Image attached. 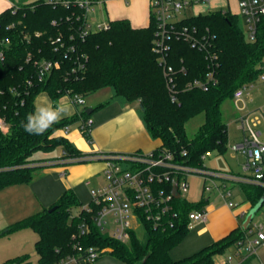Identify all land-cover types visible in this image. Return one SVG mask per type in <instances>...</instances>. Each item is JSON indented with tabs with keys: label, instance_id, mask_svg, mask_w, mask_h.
<instances>
[{
	"label": "trees",
	"instance_id": "16d2710c",
	"mask_svg": "<svg viewBox=\"0 0 264 264\" xmlns=\"http://www.w3.org/2000/svg\"><path fill=\"white\" fill-rule=\"evenodd\" d=\"M9 1L16 8L0 14V51L4 54L0 60V120L8 128L7 133L0 130V191L33 181L35 172L45 168L48 161L34 159L37 152L52 153L61 149L62 158L71 161L86 156L66 138L53 135L76 122H81L82 127L90 119L87 109L53 124L43 134H29L21 126L22 122L27 123L29 114L35 113L36 98L44 92L55 107L63 97L79 95L85 99L110 88L112 100L125 105L139 104L138 112L151 138L161 141L154 152H170L174 162L190 168L206 169L203 156L227 150L228 128L221 107L226 100L233 99L237 89L259 79L264 64V17L255 41L246 39L241 17L230 11L218 10L182 19L179 24L196 28L198 39L206 47L192 48L185 41L170 43L168 63L177 71L176 100L173 101L153 50L156 27L151 14L146 28H133L126 19L115 20L109 22L107 29L93 32L82 40L78 37L77 20L74 17L67 20L71 10L54 8L45 0H20L19 4ZM54 20L57 26L52 25ZM60 33L65 46H74V51L55 49L53 41ZM71 34L75 38L69 40ZM45 60L59 61L61 65L41 80L38 64ZM211 71L215 73L216 85L207 91L186 89L188 82L205 80ZM200 113L205 114V122L190 140L185 124ZM82 134L90 140V134L85 131ZM241 187L252 208L264 197L263 186L243 183ZM206 205V198L196 203L176 198L174 208L179 218L174 228L162 231L143 221L144 238L140 239L134 232L128 243L101 233L88 217L89 233L76 239L82 218L75 212L83 205L73 191H67L49 209L8 226L0 232V237L26 229L35 232L37 264H52L72 253L76 241L85 246L111 249L123 264H212L216 255L235 247L249 228L244 230L240 226L223 239L175 259L172 251L190 233L188 214L205 209ZM53 208L55 211L49 212ZM13 264H30V259L24 255Z\"/></svg>",
	"mask_w": 264,
	"mask_h": 264
},
{
	"label": "built area",
	"instance_id": "2783aa9c",
	"mask_svg": "<svg viewBox=\"0 0 264 264\" xmlns=\"http://www.w3.org/2000/svg\"><path fill=\"white\" fill-rule=\"evenodd\" d=\"M150 14L155 21V36L153 50L158 55L160 66L167 80L168 89L172 100H176L175 76L177 71L169 65V52L172 41H185L192 48H205L197 36L196 28L181 26V18L178 15L182 11L193 6L206 3L207 0H150ZM54 8L69 9L72 15L67 20L75 18L78 23V37L84 40L91 33L107 29L109 23L90 21V15L96 12L99 0H45ZM239 16L243 19L245 31L249 41H255L259 24L264 17V0H238ZM16 8L14 5L12 8ZM57 26V21H52ZM76 29V30H77ZM39 35V34H38ZM75 38L73 34L69 40ZM9 43V40H7ZM56 50L74 51L75 47H66L63 34L53 41ZM4 59L3 51H0V60ZM30 57L28 61H30ZM37 64V63H36ZM81 64V63H80ZM59 61H41L38 64L40 79L42 80L53 69H58ZM83 67V65H79ZM259 81L264 83V64L261 66ZM184 67L180 71H184ZM217 84L214 71L208 73L205 80L190 81L186 89H200L207 91ZM247 86L237 89L233 94V100L238 104L242 101ZM70 97L74 105L85 106L86 101L82 96ZM82 99V103L77 100ZM262 112L257 117L251 118L246 115L239 119L245 137L241 143H235L230 150L246 157L244 170L251 173L250 176H236L232 173L208 169H195L174 162L170 152L134 153L131 155H100L85 156L72 160L81 162L89 160H105L103 171V183L91 191V202L82 206L75 212L77 217L82 218L79 226V235L75 238L85 237L89 233L88 217L101 233L121 243H128L132 233L142 230L143 221H147L155 228L172 229L175 227L179 214L175 211L173 194L175 186L180 198L189 191L188 178L197 175L203 179L204 191H219L221 197L226 200L231 196V191L226 189L225 183L231 182L255 184L264 187V143L261 141V133L256 130L260 123ZM6 127L0 120V129ZM93 121L88 119L82 124V131L91 135ZM208 152L205 157L209 156ZM221 188H224L222 191ZM226 189V190H225ZM227 206L235 208L236 204L227 201ZM255 219V218H254ZM208 220L206 209L192 211L188 214L187 227L189 230L196 225ZM253 220L249 231L235 246V252L221 258L217 264H263L259 257V249L264 246V204L261 210V219ZM111 231V234L109 233ZM111 249H100L94 246H85L80 241L73 245V252L54 261L52 264H94Z\"/></svg>",
	"mask_w": 264,
	"mask_h": 264
},
{
	"label": "crops",
	"instance_id": "0c3cea01",
	"mask_svg": "<svg viewBox=\"0 0 264 264\" xmlns=\"http://www.w3.org/2000/svg\"><path fill=\"white\" fill-rule=\"evenodd\" d=\"M100 4L104 7V11L110 21L126 19L136 29L146 28L150 24V0H131L129 7H124L123 0H99L97 5ZM231 4L234 6V11L231 10ZM13 5L9 0H0V14L12 8ZM218 10L230 11L232 14L239 15L238 0H207L204 4L200 3L193 6L189 11H192L190 17H194ZM105 90H108V88L90 96L88 99L89 104L87 101L83 107H76L68 96L59 100V104L70 105L69 114L61 120L72 118L85 109L90 111L93 127L91 138L88 140L89 147H82L81 145L83 135L81 122H76L68 128L61 129L53 136L66 138L78 151L82 152L79 151L82 155L86 156L147 154L157 150L161 146V141L151 138L139 117L137 104H121L116 100H112V95L95 102L93 96H98ZM246 90L242 101L239 102L241 103L239 108L241 112L236 116V123H239V119L246 115H250L253 118L262 112V117L256 130L261 133L260 139L264 143V83L257 80L247 85ZM42 105L54 107L51 98L45 92L39 94L36 98L35 112L37 107ZM238 128L241 133L240 137L236 138V144L241 143L245 137L240 123ZM0 130L3 133L8 132L7 127L4 130ZM63 154V150H60L59 155L55 154V152H37L35 159L48 161L46 162L47 166L43 170L39 169V171L35 172L33 181L27 184L10 186L0 191V205L5 208V212L9 214L13 221L27 218L33 215V211H36V214L42 212L47 207L54 205L67 191H73L81 204L91 200V191L103 183V180L102 182H97V180L100 177L103 178L105 160L71 162L69 159L62 158ZM235 154H237V160L240 161V171L236 172L231 169L227 173H232L236 176H250L251 173L244 170L246 157L240 153ZM220 183L221 185L223 183L227 185L228 182L220 181ZM232 184L235 186L237 184L242 190V182L236 181V183ZM223 189L221 188L222 191H224ZM241 192L243 201L240 199L235 202L232 199V192L231 196L224 200L220 192L215 191L217 200L212 205H210L211 197L203 196L202 198L207 199L205 209L208 211V220L190 230L192 232L189 237H185L180 246L172 251L173 257L177 260L187 257L223 239L242 226L252 205L247 201L243 191ZM227 201L235 203L236 207L233 209L228 207ZM234 251L235 247H232L227 249L225 253L216 255L212 264H217L221 258L234 253ZM259 257L264 264V246L259 249Z\"/></svg>",
	"mask_w": 264,
	"mask_h": 264
},
{
	"label": "rangeland",
	"instance_id": "374dc122",
	"mask_svg": "<svg viewBox=\"0 0 264 264\" xmlns=\"http://www.w3.org/2000/svg\"><path fill=\"white\" fill-rule=\"evenodd\" d=\"M29 1H26V2H29ZM14 2L15 4H19L20 0H15ZM130 3H131V0H123L124 7H129ZM189 10L190 9L182 11L180 15H178V18H181V19L189 18L192 15L191 14L192 11H189ZM231 10L234 11V6L232 4H231ZM90 16H91L90 21H95L98 23H108L110 21L104 11V7L102 6V4L97 5L96 12L94 14H91ZM240 22L245 32L246 39L248 40L247 33L245 31L244 21L242 18H240ZM108 95L113 96V91L110 88H108V90L102 91L100 94H98V96H93V99H95V102H99L100 100H103L104 97ZM89 97L85 98V101L86 102L88 101V104H89V100H88ZM135 104H137V107H139L138 103H135ZM240 107H241V103L237 104L236 101H234L233 99L226 100L222 104L221 110H222L223 121L227 124L228 137H229L228 144H227V150L222 154H220L217 151H214V152H211L209 156L205 157L204 165L206 169L209 168L208 170L220 171L224 173L230 172L231 169L235 170L236 172L240 171V161L237 160V157H236L237 154L233 153L230 150L231 146L236 143V138H239L240 133H241L238 128L239 123H236V116L238 113L241 112L239 110ZM139 117L141 119L140 113H139ZM204 122H205L204 113H200L186 122L185 131H186L187 137L190 140L195 137V135L197 134L200 127L204 124ZM81 145L82 147H89L88 140L84 135H82ZM60 150L61 149L55 150L54 151L55 154L59 155ZM35 157H37L36 154L35 156H33V158L35 159ZM43 169L44 168L40 170H43ZM102 180L103 178L100 177L97 180V182H102ZM218 183L221 185L220 182ZM188 184H189V191L188 193L183 195L184 198L190 200L191 202L196 203L203 196H206V197H211L210 205H212L213 203L214 204L216 203L217 193H215V191L211 193L205 192L204 182H203V179H201V177L197 175L190 176L188 178ZM226 186H227L226 189H229V190L231 189L232 197H233L232 199L235 202L240 199L243 201V196L241 192L242 190L237 184L235 186L231 182H228ZM90 201L91 200H89V202L82 204V205H87L90 203ZM49 208L50 207H47V209ZM33 212H34L33 215L37 213L36 211H33ZM260 219H261V212H259L256 215L255 221H258ZM18 221L19 220L13 221L11 217L9 216V214L5 212V208L1 207L0 205V232L4 231L8 226ZM109 233L111 234V231ZM190 233L186 237H189ZM137 234L140 239L144 238L143 231L138 230ZM37 239H38V235L30 229H26V230L14 233L10 236L0 237V264H13L14 261H16L19 257L24 256V255L28 256V258L30 259V264H37L38 256L35 252V241ZM231 254L232 253H230L229 255ZM94 264H123V262H121L114 254H112L111 252H108L102 255V257L99 258Z\"/></svg>",
	"mask_w": 264,
	"mask_h": 264
},
{
	"label": "clouds",
	"instance_id": "9594fccd",
	"mask_svg": "<svg viewBox=\"0 0 264 264\" xmlns=\"http://www.w3.org/2000/svg\"><path fill=\"white\" fill-rule=\"evenodd\" d=\"M79 102H83L77 97ZM70 112V105L57 104L55 107L51 105L38 106L34 114L27 116V123H21V126L29 134H43L53 124L59 122L64 116Z\"/></svg>",
	"mask_w": 264,
	"mask_h": 264
},
{
	"label": "water",
	"instance_id": "95a60500",
	"mask_svg": "<svg viewBox=\"0 0 264 264\" xmlns=\"http://www.w3.org/2000/svg\"><path fill=\"white\" fill-rule=\"evenodd\" d=\"M88 114H90V111H87ZM173 194L174 196L178 199L180 198V195L178 194L177 192V188L175 186V189L173 191ZM263 204H264V197L261 198V200L259 201V203L254 206L250 211L249 213L247 214L246 218H245V221L242 225V228L244 230H247L250 226V224L252 223V221L254 220V218L256 217V215L261 211L262 207H263ZM56 208H53L51 209L49 212H53L55 211Z\"/></svg>",
	"mask_w": 264,
	"mask_h": 264
}]
</instances>
